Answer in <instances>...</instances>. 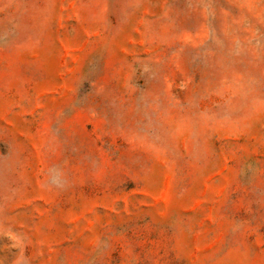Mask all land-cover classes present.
<instances>
[{
  "label": "rangeland",
  "instance_id": "1",
  "mask_svg": "<svg viewBox=\"0 0 264 264\" xmlns=\"http://www.w3.org/2000/svg\"><path fill=\"white\" fill-rule=\"evenodd\" d=\"M0 264H264V0H0Z\"/></svg>",
  "mask_w": 264,
  "mask_h": 264
}]
</instances>
